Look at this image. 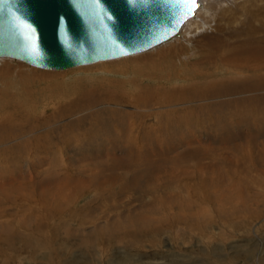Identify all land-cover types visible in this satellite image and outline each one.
<instances>
[{
  "label": "rangeland",
  "instance_id": "obj_1",
  "mask_svg": "<svg viewBox=\"0 0 264 264\" xmlns=\"http://www.w3.org/2000/svg\"><path fill=\"white\" fill-rule=\"evenodd\" d=\"M207 18L65 71L0 59V264H264V91Z\"/></svg>",
  "mask_w": 264,
  "mask_h": 264
},
{
  "label": "water",
  "instance_id": "obj_2",
  "mask_svg": "<svg viewBox=\"0 0 264 264\" xmlns=\"http://www.w3.org/2000/svg\"><path fill=\"white\" fill-rule=\"evenodd\" d=\"M198 0H0V58L61 71L146 52Z\"/></svg>",
  "mask_w": 264,
  "mask_h": 264
},
{
  "label": "bare ground",
  "instance_id": "obj_3",
  "mask_svg": "<svg viewBox=\"0 0 264 264\" xmlns=\"http://www.w3.org/2000/svg\"><path fill=\"white\" fill-rule=\"evenodd\" d=\"M224 1H228V0H215L214 1L215 5L212 4L210 5L208 4V0H198L199 4L193 13V16L191 18H188L182 24L178 34L172 37L171 39H175L176 37H179L180 33L182 32V30H184L185 27L195 25L196 24L195 21H197L199 16L204 21L208 20L207 17L215 15V19L218 18L219 22L226 21L227 25L229 22H231L230 27H228L226 32L224 33L228 35L223 36L224 37L223 42H225L223 48L226 49L229 53L228 57H226L224 61V66H226V68L229 70L232 71L234 70L237 71L238 73L246 74L245 77H247L245 78L244 81L243 80L240 82L235 81V83L232 82L233 83L232 88L236 91L237 94L250 92V91L263 92L264 91V0H229L226 3ZM222 2H224L225 4L220 5V3ZM204 5L205 7H203ZM253 20L256 23L260 22L259 28L252 27L255 25V24L252 25ZM235 22L237 24H234V26L232 27V24ZM218 29L220 30L221 28ZM171 39L164 41L156 46H153L150 49L152 50L155 47H158L166 42H169ZM227 40H234V41L229 43L227 42ZM0 59H9V58H0ZM101 62H106V61H101ZM90 65H85V66H90ZM78 67H82V66H78ZM78 67H73V68H78ZM68 69H72V68H68ZM47 71H54V70H47ZM61 71H65V70H61ZM259 95H264V93H260ZM95 96L96 95L94 91L82 92L81 97H79L78 100L74 102L75 104L72 106V108L73 109L77 108L79 110H82L79 111V113H82L85 110H87L88 106H89L88 110H94L97 107V104H95L96 102L98 103L100 100L101 101L105 100L104 97L102 98L96 96L98 98L96 99ZM112 96H108V98L109 97L111 98ZM133 99L135 100V102H139L140 100H142L141 97H136V98L133 97ZM142 101L145 100L143 99ZM146 104L148 103L146 102Z\"/></svg>",
  "mask_w": 264,
  "mask_h": 264
}]
</instances>
